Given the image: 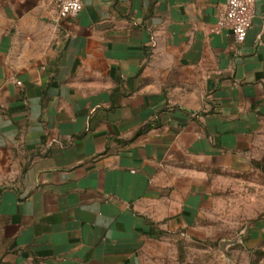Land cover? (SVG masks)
Listing matches in <instances>:
<instances>
[{"label":"crops","instance_id":"1","mask_svg":"<svg viewBox=\"0 0 264 264\" xmlns=\"http://www.w3.org/2000/svg\"><path fill=\"white\" fill-rule=\"evenodd\" d=\"M0 0V264H145L192 236L264 121V0ZM172 234V235H171Z\"/></svg>","mask_w":264,"mask_h":264},{"label":"rangeland","instance_id":"2","mask_svg":"<svg viewBox=\"0 0 264 264\" xmlns=\"http://www.w3.org/2000/svg\"><path fill=\"white\" fill-rule=\"evenodd\" d=\"M247 152L239 169L214 177L194 234L177 230L145 264H264V121Z\"/></svg>","mask_w":264,"mask_h":264},{"label":"built area","instance_id":"3","mask_svg":"<svg viewBox=\"0 0 264 264\" xmlns=\"http://www.w3.org/2000/svg\"><path fill=\"white\" fill-rule=\"evenodd\" d=\"M57 21L66 20L78 15L83 8L84 0H51ZM254 0H224L217 13L212 32L228 29L234 41L241 44L252 25Z\"/></svg>","mask_w":264,"mask_h":264}]
</instances>
